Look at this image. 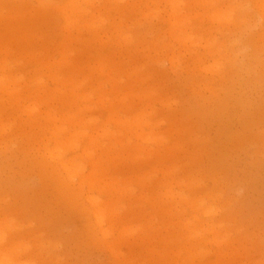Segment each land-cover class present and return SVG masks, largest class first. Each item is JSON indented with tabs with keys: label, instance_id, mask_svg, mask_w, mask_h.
Instances as JSON below:
<instances>
[{
	"label": "rangeland",
	"instance_id": "374dc122",
	"mask_svg": "<svg viewBox=\"0 0 264 264\" xmlns=\"http://www.w3.org/2000/svg\"><path fill=\"white\" fill-rule=\"evenodd\" d=\"M39 1L0 0V44L7 47L0 49V243L9 239L7 248L12 252L23 242L20 248L24 246L23 250L27 248L29 251L26 256H18L22 264L26 261L30 264H119L120 259L107 247L106 240L97 243L92 240V235L98 236V231L91 219L90 205L85 201L74 204L68 200L58 192L57 184L36 167L34 158L37 155L31 150L32 137L28 135L26 106L28 108L29 102H13L17 96L15 86L21 84V91L30 90V76L37 68L35 62L28 63L27 51L42 46L55 51L60 41L58 34L64 26L63 18L55 11L53 16ZM212 1L206 5L205 0H185L183 13L195 16L222 10L223 24L227 23L226 5L231 4L237 19L236 26L242 28L225 24L219 31L218 23L207 19L205 27L209 31L204 28L207 31L205 42L193 49L189 48L191 43H186L181 51L179 46L175 50L162 49L164 34L174 31L170 23H165L169 15L162 12L163 6L154 15L141 16L138 20L134 32L143 36L149 31L143 39L145 49L133 52L131 60L124 54L127 66L142 65L139 74L144 77L136 82V94L139 96L133 111L140 114L150 104V117L161 123L162 133L172 135L171 146H181L174 151L176 170L172 175L183 182L177 190L199 193L198 188L189 187L190 176L198 172L204 178L205 192H222V223L228 220L236 222L233 224V238L225 239V244H222L225 262L234 258L232 248L242 250L243 245H256L254 248L258 250L251 252L250 256L242 258L237 255L236 258L239 264L254 261L260 264L264 262V9L260 7L264 0H240L241 3L219 0L216 8ZM28 6L40 17L23 22L14 36L12 15L18 17L17 12L30 13ZM244 15L249 26L247 30L246 23L241 25L239 22ZM48 29L55 32L51 38L54 42L46 41ZM127 31L125 28L124 32ZM215 36L216 43L204 48L206 41ZM198 41V37L192 40L194 44ZM111 45L100 43L91 46L75 37L72 57L79 63H85L113 52V60H121L118 49ZM174 51L180 54L173 57ZM202 56L204 60L200 59ZM55 59H59V54ZM215 62L218 65L210 68ZM37 76H42L51 89L55 88L49 76L43 72ZM80 78L76 76V80ZM149 90L161 101L151 104L145 100L142 93ZM172 100V104L168 103ZM97 109L99 114L105 113ZM79 112L81 109L75 111L76 114ZM110 128L115 127L112 125ZM129 141L131 143L121 148L125 152L121 163L109 172V178L127 191V195L120 198L123 208H134L128 216L125 211H119L118 216L122 217L117 218L126 220L118 225L119 231L126 228L125 223H145L146 218L140 211L145 208L152 212L154 199L152 204L146 202L143 207L140 198L151 196L155 186L163 182L160 170L165 165L174 164L166 160L168 151L163 153L166 158L162 157L155 145H149V155L138 160L135 150L138 142ZM97 142L108 144L102 138ZM71 154L70 151L68 155ZM91 171L87 166L86 174ZM61 176L66 184H70L65 173ZM131 176L137 181L138 178L147 179L148 190L131 181ZM213 176L219 179V183L213 181ZM105 182L106 178H99L100 185ZM110 197L107 191L102 195L104 201ZM173 212L179 216L182 211L174 209ZM191 216L188 211V218ZM178 232V224L170 226L164 223L162 215L158 218L151 234L157 236V248L162 255L166 250L158 242V237ZM119 234L116 231V235ZM125 236L126 240L119 246L121 253L128 256L134 253L139 262L151 264L150 254L143 248L141 239L137 236L128 239V234ZM187 237L188 232L181 239L183 246L188 245ZM208 246L212 251L216 249V246ZM215 259L211 254L201 264H214Z\"/></svg>",
	"mask_w": 264,
	"mask_h": 264
},
{
	"label": "bare ground",
	"instance_id": "6f19581e",
	"mask_svg": "<svg viewBox=\"0 0 264 264\" xmlns=\"http://www.w3.org/2000/svg\"><path fill=\"white\" fill-rule=\"evenodd\" d=\"M184 1L40 0L39 2L45 4L48 12H51L53 16L57 12L63 18L64 26L58 34L60 41L56 44L55 51L46 50V46L37 47L35 50L29 48L30 51H27L28 63L35 62L37 67L34 74L30 76L28 83L30 90L21 91L23 86L18 84L15 86L16 100L8 98L14 103L29 102L28 108L26 106L27 125L30 130L28 135L32 137L31 150L37 155L34 158L36 167L44 173L47 179L57 184L58 192L68 200L74 204L85 201L90 205L91 219L98 231V236L92 235V240L95 243L106 240L107 247L120 259L119 264H150L139 262L134 253L131 256L121 253L119 246L126 240V234H128V239L135 236L141 239L143 248L150 254L151 264H201L211 254L216 257L214 264H239L237 255L243 258L244 255L250 256L251 252L254 253L258 250L254 248L256 245L253 247L243 245L242 250L232 248L231 252L234 258L231 257L225 262L226 255L222 254V244H225V239L233 238L235 230L233 224L236 222L228 220L226 223H222V192L218 190L205 192L204 178L198 172H196L198 174L190 176L189 187L198 188L199 193L191 194L186 193L183 189L177 190V186L183 182L180 181L181 178H173L172 175L176 170L174 151L176 147L179 149L181 146L177 145L175 148L171 146L172 135L168 136L166 133H162L161 123L156 118L150 117L152 108L150 104L143 108L140 114L133 111L135 100L139 96L136 94L138 89L136 82L144 77L139 74L142 65L128 64L127 66L124 54L129 55L127 57L131 60L133 52L145 49L143 39L146 38L149 31L143 36L134 32V26L139 23L138 20L141 19V16L146 18L154 15L163 6L162 12L169 15L165 23H170L174 27L173 32L170 31L163 36L162 49L167 51L175 50L177 46L181 51L186 43H191L189 48L193 49L205 42V33L209 31L205 27L207 19L218 23L219 31H222V26L225 24L234 25L236 28L240 27V25L236 26L237 19L234 18V8L228 4L230 1L222 2L228 4L226 5L227 18L225 19L227 23L223 24L222 10L208 15L192 16L183 13ZM218 1H212L213 4L215 3V8L219 6ZM205 2L208 5L211 0H205ZM237 2L241 3L240 0ZM260 7L264 9V4H260ZM28 9L30 12L28 14L17 12L18 17L12 15V20L15 23L12 30L14 36L17 35L23 22L33 21V17H40L29 6ZM246 19L244 15L239 21L240 24L246 23ZM194 22L198 23L197 28H194ZM51 25L55 26L54 23ZM245 27L246 30L249 28L247 23ZM125 28L128 29L127 32H124ZM53 34H55L54 30L48 29L47 42L52 41ZM75 37H80L83 43L91 46L100 43L112 44L111 46L118 49L122 59L113 60L114 53L110 52L111 54L99 55L90 62L79 63L72 57L74 50L72 43ZM196 37L199 41L194 44L192 40ZM216 40V36L207 40L204 48H209L216 43ZM3 48L7 47L0 44V49L3 50ZM174 52L173 57L180 54V52ZM56 54H59V59H55ZM200 59L204 60L205 58L202 56ZM173 64H175L174 58H172ZM217 65L218 62H215L209 67L213 68ZM41 72L49 76L48 79L55 84L54 89L50 88L42 76H37ZM76 76L81 78L76 80ZM142 96L151 104L161 101L150 90L144 91ZM168 103L172 104L173 100ZM97 108L105 113L99 114ZM79 109L81 112L76 114L75 111ZM59 123L60 125H58ZM112 125L115 127L114 129L110 128ZM148 129L149 132H147ZM99 138L106 139L108 144L98 143ZM129 140L138 142L135 145L138 160L149 155V145H155L162 157L166 158L167 155L164 156L163 153L165 150L168 151L169 156L166 160L174 164L172 166L165 165L160 170L163 182L155 186V190H152L155 192L149 197L144 195L140 198L143 207L146 202L152 204L154 199L152 212H147L145 208L140 211L146 218L145 223H125L124 227L126 228L119 231L118 225L126 222L125 219L123 221L119 219L122 217L118 216L119 211H125L128 216L130 210L134 212V208L133 206L123 208L120 198L123 194L127 195V191L122 185L115 184L114 180L109 178L111 177L109 172L112 167H118L121 163L125 154L121 148L125 147L126 143H131ZM70 151L72 154L69 156ZM78 158L83 160L79 161ZM87 166L92 170L88 174H86ZM155 167L158 166L155 165ZM62 173L66 174L70 184H66L65 180H62ZM100 177L106 178L105 184L98 183ZM212 178L216 184L219 183L217 177L213 176ZM130 180L136 181L137 185L144 189L148 190L149 188L145 178H138L137 181L131 176ZM106 191L112 197L108 201L102 199V195ZM188 200H190V204H188ZM174 209L177 212L182 211L179 216L175 215ZM188 211L192 213L190 218H188ZM161 215L165 224L179 225L178 233L158 237V242L166 250L164 255L157 248L155 240L157 236L154 237L151 234ZM222 230L225 231V235ZM116 231L120 234L116 235ZM186 232H188V245L183 246L181 239ZM8 240L4 239L0 243V264H22L18 256H26L29 249L23 250L24 246L23 249L20 248L22 242L21 245L18 244L20 247L9 252ZM240 242L243 243L241 239ZM208 245L216 246V249L212 251ZM28 262L30 264V261ZM28 262L26 261L24 264H28ZM255 263L256 261L251 264ZM260 264H264V262Z\"/></svg>",
	"mask_w": 264,
	"mask_h": 264
}]
</instances>
